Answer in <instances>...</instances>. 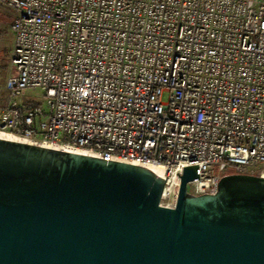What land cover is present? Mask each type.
<instances>
[{
  "label": "built area",
  "instance_id": "obj_1",
  "mask_svg": "<svg viewBox=\"0 0 264 264\" xmlns=\"http://www.w3.org/2000/svg\"><path fill=\"white\" fill-rule=\"evenodd\" d=\"M0 7L13 14L1 139L161 167L168 207L186 167L199 165L197 196L225 176H264V0ZM26 90L43 102L22 101Z\"/></svg>",
  "mask_w": 264,
  "mask_h": 264
},
{
  "label": "water",
  "instance_id": "obj_2",
  "mask_svg": "<svg viewBox=\"0 0 264 264\" xmlns=\"http://www.w3.org/2000/svg\"><path fill=\"white\" fill-rule=\"evenodd\" d=\"M175 207L143 166L0 138V264H264V176Z\"/></svg>",
  "mask_w": 264,
  "mask_h": 264
},
{
  "label": "rangeland",
  "instance_id": "obj_3",
  "mask_svg": "<svg viewBox=\"0 0 264 264\" xmlns=\"http://www.w3.org/2000/svg\"><path fill=\"white\" fill-rule=\"evenodd\" d=\"M13 15L7 10L0 11V84H4L11 74L10 57L13 48V37L11 35V24ZM166 99V98H165ZM22 101L31 100L43 102L41 90H26L21 96ZM172 200L162 201L164 206H169Z\"/></svg>",
  "mask_w": 264,
  "mask_h": 264
},
{
  "label": "bare ground",
  "instance_id": "obj_4",
  "mask_svg": "<svg viewBox=\"0 0 264 264\" xmlns=\"http://www.w3.org/2000/svg\"><path fill=\"white\" fill-rule=\"evenodd\" d=\"M1 137L14 140V137L11 135H1ZM148 168L155 172L160 178H163V169L161 167L150 166Z\"/></svg>",
  "mask_w": 264,
  "mask_h": 264
},
{
  "label": "crops",
  "instance_id": "obj_5",
  "mask_svg": "<svg viewBox=\"0 0 264 264\" xmlns=\"http://www.w3.org/2000/svg\"><path fill=\"white\" fill-rule=\"evenodd\" d=\"M2 9H4V7H0V11L2 10ZM6 9V8H5ZM10 12V11H9ZM11 13V12H10ZM12 14V13H11ZM13 15V14H12ZM11 35H12V33H11ZM12 37H13V35H12Z\"/></svg>",
  "mask_w": 264,
  "mask_h": 264
}]
</instances>
